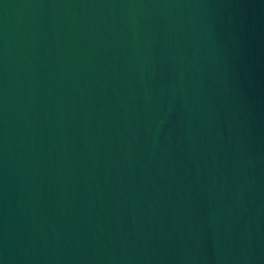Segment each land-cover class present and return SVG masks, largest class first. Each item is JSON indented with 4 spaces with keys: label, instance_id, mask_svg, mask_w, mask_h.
<instances>
[{
    "label": "water",
    "instance_id": "obj_1",
    "mask_svg": "<svg viewBox=\"0 0 264 264\" xmlns=\"http://www.w3.org/2000/svg\"><path fill=\"white\" fill-rule=\"evenodd\" d=\"M0 264H264V0H0Z\"/></svg>",
    "mask_w": 264,
    "mask_h": 264
}]
</instances>
